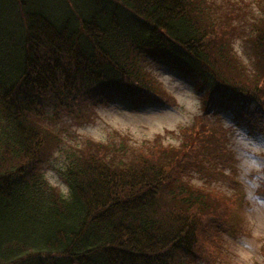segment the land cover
Masks as SVG:
<instances>
[{
	"label": "trees",
	"instance_id": "1",
	"mask_svg": "<svg viewBox=\"0 0 264 264\" xmlns=\"http://www.w3.org/2000/svg\"><path fill=\"white\" fill-rule=\"evenodd\" d=\"M205 7L0 0V264H175L177 255L192 262L215 254L239 202L189 177L184 163L206 142L188 152L192 139L168 146L157 136L134 147L119 134L120 144L87 137L76 145L41 122L48 105L57 121L63 114L84 121V108L100 102H166L148 66L164 58L199 76L205 113L263 123L264 82L247 71L248 81L236 77L223 45L232 28ZM54 146L65 187L45 173ZM119 151L126 157L117 159Z\"/></svg>",
	"mask_w": 264,
	"mask_h": 264
},
{
	"label": "rangeland",
	"instance_id": "2",
	"mask_svg": "<svg viewBox=\"0 0 264 264\" xmlns=\"http://www.w3.org/2000/svg\"><path fill=\"white\" fill-rule=\"evenodd\" d=\"M203 2L205 8H210L211 18L213 15L218 21H226L232 28L230 36L227 33L223 38V45L236 63L240 74L236 77L248 81L245 77L247 71L249 75L259 74L260 81L264 82V0ZM148 66L163 83L165 93L162 95L166 102H146L138 107L129 106L125 100L109 104L100 102L95 107L84 108L89 117L84 121L65 114L61 115V121H57L53 117L56 108L48 105L46 118L41 122L54 129L67 143L76 145H81L87 137L120 144L119 134L128 135L129 143L134 147L153 141L157 136L168 146L181 145L185 138L192 139L193 143L188 141V152L193 151L195 144L206 142L201 151L194 153L196 157L192 161L184 163V166L191 167L188 168L189 177L197 186L215 190L217 198H237L239 203L227 218L229 228L218 235L215 254L192 262L177 255L175 264H264L262 117H256L250 125L247 120H238L228 113L210 116L204 112L205 88L194 71L181 70L164 58L151 59ZM186 127L193 129L183 132ZM219 144L223 152L218 150ZM57 147L50 156L51 166H44L45 173L53 185L65 187L64 179L53 167L61 164ZM124 151H119L115 157L123 156ZM226 159L230 161L226 162ZM230 179L238 186H233Z\"/></svg>",
	"mask_w": 264,
	"mask_h": 264
}]
</instances>
